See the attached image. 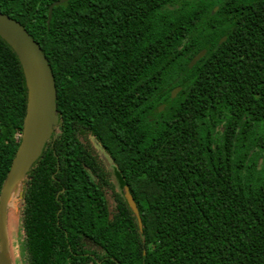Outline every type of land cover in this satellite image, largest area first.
I'll return each instance as SVG.
<instances>
[{
    "label": "trees",
    "instance_id": "trees-1",
    "mask_svg": "<svg viewBox=\"0 0 264 264\" xmlns=\"http://www.w3.org/2000/svg\"><path fill=\"white\" fill-rule=\"evenodd\" d=\"M56 1L0 0L57 89L25 176L27 264H264V0H70L48 26ZM27 94L0 38V199Z\"/></svg>",
    "mask_w": 264,
    "mask_h": 264
},
{
    "label": "water",
    "instance_id": "water-1",
    "mask_svg": "<svg viewBox=\"0 0 264 264\" xmlns=\"http://www.w3.org/2000/svg\"><path fill=\"white\" fill-rule=\"evenodd\" d=\"M70 0H59L53 3L49 11V21L56 7L65 5ZM0 38L7 43L17 55L26 80L28 107L20 145L14 158L11 170L4 184L0 199V264H13L8 255V243L4 234V217L7 214L8 200L11 191L19 180L30 171L32 165L43 155L48 143L54 137V128L59 123L57 115V89L50 64L40 45L17 21L0 11ZM226 41L224 38L220 44ZM205 56L198 54L188 65L186 73L192 70ZM173 91L172 99L180 93ZM164 106L156 112L160 113ZM124 197L142 228V219L137 204L128 187H124Z\"/></svg>",
    "mask_w": 264,
    "mask_h": 264
},
{
    "label": "rangeland",
    "instance_id": "rangeland-1",
    "mask_svg": "<svg viewBox=\"0 0 264 264\" xmlns=\"http://www.w3.org/2000/svg\"><path fill=\"white\" fill-rule=\"evenodd\" d=\"M99 155L106 164L114 185L118 191L124 195V188L122 187L117 175V169L114 162L101 148L96 144ZM25 191V177L23 176L15 188L11 191L7 214L4 217V234L8 243V255L14 264H27V253L25 248V232L23 229V208L22 197ZM12 206V207H11Z\"/></svg>",
    "mask_w": 264,
    "mask_h": 264
},
{
    "label": "flooded vegetation",
    "instance_id": "flooded-vegetation-1",
    "mask_svg": "<svg viewBox=\"0 0 264 264\" xmlns=\"http://www.w3.org/2000/svg\"><path fill=\"white\" fill-rule=\"evenodd\" d=\"M110 159H111V157H110ZM101 160H102V158H101ZM112 160V159H111ZM103 161V160H102ZM103 163H104V161H103ZM104 165L106 166V164L104 163ZM106 168H107V166H106ZM107 170H108V168H107ZM109 171V170H108ZM110 173V172H109ZM111 175V174H110ZM112 179V178H111ZM113 182V181H112ZM114 184V183H113ZM115 186V185H114ZM115 188L117 189V187L115 186ZM118 190V189H117ZM90 243V245L93 247V250L94 249H97V248H99L96 244H94V243H92V242H89ZM91 257L93 258V259H97L96 258V256H94L93 254H91ZM100 263V262H99ZM14 264V263H13Z\"/></svg>",
    "mask_w": 264,
    "mask_h": 264
},
{
    "label": "bare ground",
    "instance_id": "bare-ground-1",
    "mask_svg": "<svg viewBox=\"0 0 264 264\" xmlns=\"http://www.w3.org/2000/svg\"><path fill=\"white\" fill-rule=\"evenodd\" d=\"M12 207V206H11Z\"/></svg>",
    "mask_w": 264,
    "mask_h": 264
}]
</instances>
